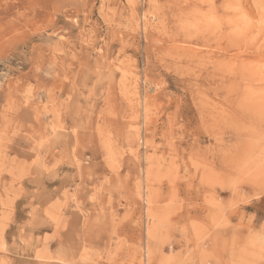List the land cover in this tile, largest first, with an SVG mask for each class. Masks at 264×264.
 <instances>
[{"label":"rangeland","instance_id":"rangeland-1","mask_svg":"<svg viewBox=\"0 0 264 264\" xmlns=\"http://www.w3.org/2000/svg\"><path fill=\"white\" fill-rule=\"evenodd\" d=\"M0 264H264V0H0Z\"/></svg>","mask_w":264,"mask_h":264},{"label":"crops","instance_id":"crops-1","mask_svg":"<svg viewBox=\"0 0 264 264\" xmlns=\"http://www.w3.org/2000/svg\"><path fill=\"white\" fill-rule=\"evenodd\" d=\"M253 215L256 216V217H260V216H262V215H261V212L258 213V214H255V213H254Z\"/></svg>","mask_w":264,"mask_h":264},{"label":"bare ground","instance_id":"bare-ground-1","mask_svg":"<svg viewBox=\"0 0 264 264\" xmlns=\"http://www.w3.org/2000/svg\"><path fill=\"white\" fill-rule=\"evenodd\" d=\"M182 15V14H181ZM206 27V26H205ZM166 29V28H165ZM165 31V30H164ZM193 31V30H192ZM188 33V31H186ZM195 33V32H194ZM186 36V35H185Z\"/></svg>","mask_w":264,"mask_h":264}]
</instances>
